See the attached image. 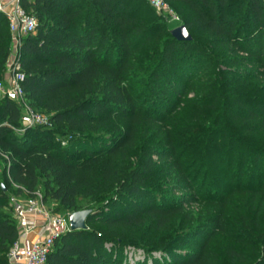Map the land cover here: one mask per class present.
Segmentation results:
<instances>
[{
    "label": "trees",
    "instance_id": "1",
    "mask_svg": "<svg viewBox=\"0 0 264 264\" xmlns=\"http://www.w3.org/2000/svg\"><path fill=\"white\" fill-rule=\"evenodd\" d=\"M164 1L190 42L144 0H19L37 21L16 54L22 88L48 123L19 137L21 106L0 101V264L18 239L13 186L23 201L41 187L55 215L92 211L47 264H131L128 248L145 256L133 264H216L220 236L264 264V3ZM11 51L0 14V80ZM143 230L152 247L136 242Z\"/></svg>",
    "mask_w": 264,
    "mask_h": 264
},
{
    "label": "built area",
    "instance_id": "2",
    "mask_svg": "<svg viewBox=\"0 0 264 264\" xmlns=\"http://www.w3.org/2000/svg\"><path fill=\"white\" fill-rule=\"evenodd\" d=\"M159 16L169 20L172 25L177 24L179 19L174 11L164 0H144ZM264 3V0H262ZM8 23L9 32L12 39L11 64L8 72L0 80V101L3 99L17 103L22 108L20 123L22 134L27 129L44 127L48 119L34 111L25 100V93L22 88L24 75L16 61V54L20 44V39L28 34H34L37 21L32 15L26 14L19 4V0H14L10 12H5L0 8ZM174 28V29H175ZM62 146L66 144L61 143ZM10 205L14 209V218L17 222L18 239L9 254V264H47V258L51 253L54 241L64 232H69L67 217L55 215L47 209L43 203L42 196L35 194L31 199L19 201L10 199ZM32 218V221L29 220ZM41 225L44 234L39 235L29 249L21 250L19 240L25 239Z\"/></svg>",
    "mask_w": 264,
    "mask_h": 264
},
{
    "label": "rangeland",
    "instance_id": "3",
    "mask_svg": "<svg viewBox=\"0 0 264 264\" xmlns=\"http://www.w3.org/2000/svg\"><path fill=\"white\" fill-rule=\"evenodd\" d=\"M178 12L179 13H183V16H186V17L188 16L187 13L184 10H181V11H178ZM174 26L176 27L177 24H175ZM192 34H194L193 36H194L195 39L202 41V37L198 33L193 32ZM237 69L241 70V67H238ZM18 135H19V137L21 136V134H18ZM60 139H63V138H60ZM40 142H41L40 136H34L33 138L30 139V145H32L34 143H40ZM3 170H4V165L0 161V186L1 187H4V183H3L4 173H3ZM259 172L264 176V168H261L259 170ZM244 182L247 183V184L251 183L249 181V179H246ZM258 183L259 182H253V184L252 183L251 184L255 187ZM16 190H17V188L15 186H13L11 189L8 190V192H7L8 196L11 199H16V200H19V201H23L24 200V196H21V197L15 196ZM36 194H38L40 196L43 195V191H42L41 187L38 189ZM243 198H245V197H243ZM236 202H237V200L235 199V203ZM88 206L91 207L92 205H86L85 203L84 204H80V207H82V208H86ZM46 207H47V209H49L52 212H53V210L55 208L53 203H48V205H46ZM194 208L198 209L197 206H194ZM12 214L14 215V212ZM62 216L67 217L68 215L67 214H63ZM177 222H178V220H177ZM134 237L136 239V242L139 243L142 246L152 247V245H153V243L151 242V239H152L151 238V232H149L147 230L135 232L134 233ZM194 240L198 241L199 238L194 239ZM231 245H235V244H234L233 241H231L230 238H228L226 236H220L217 239H215V241H213L211 243L210 249H211V252L213 253V255L216 257V260H217L216 264H251L250 256H251L252 253L257 252L256 248L252 244H243L242 243V244L235 245L236 251H238L240 253V256H237L236 258H230V257H227V256L224 255L225 249L228 246H231ZM176 251H178V252H180L182 254H186V253L194 252L195 250L193 248H189V247H178V248H176ZM124 254H125L126 258H127V261L129 263H131V264L139 262V261L142 262L144 260V257H145L144 253L142 251H140L138 249H135V248L126 249Z\"/></svg>",
    "mask_w": 264,
    "mask_h": 264
},
{
    "label": "water",
    "instance_id": "4",
    "mask_svg": "<svg viewBox=\"0 0 264 264\" xmlns=\"http://www.w3.org/2000/svg\"><path fill=\"white\" fill-rule=\"evenodd\" d=\"M170 35L178 42H190L191 35L184 26H179L171 30ZM92 215L91 210H83L67 216L70 231H81L86 228L85 223L89 216Z\"/></svg>",
    "mask_w": 264,
    "mask_h": 264
},
{
    "label": "crops",
    "instance_id": "5",
    "mask_svg": "<svg viewBox=\"0 0 264 264\" xmlns=\"http://www.w3.org/2000/svg\"><path fill=\"white\" fill-rule=\"evenodd\" d=\"M13 3L14 0H0V8H2L5 12H10ZM29 220L32 221V218L29 217ZM41 234H44V230L42 229L41 225H39L38 228L32 234H30L25 239L19 240L18 244L20 249L21 250L29 249L36 240V238Z\"/></svg>",
    "mask_w": 264,
    "mask_h": 264
}]
</instances>
